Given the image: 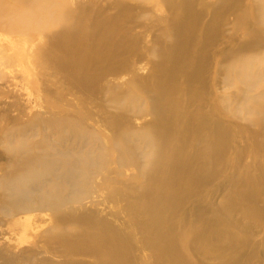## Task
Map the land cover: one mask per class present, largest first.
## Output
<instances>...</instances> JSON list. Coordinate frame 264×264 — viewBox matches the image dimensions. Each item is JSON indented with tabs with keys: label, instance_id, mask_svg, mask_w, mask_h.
<instances>
[{
	"label": "rangeland",
	"instance_id": "rangeland-1",
	"mask_svg": "<svg viewBox=\"0 0 264 264\" xmlns=\"http://www.w3.org/2000/svg\"><path fill=\"white\" fill-rule=\"evenodd\" d=\"M16 1L33 0H0V264H264L263 1L186 0L208 27L192 101L218 145L169 213L149 96L175 63L178 0H54L64 18L25 28L3 18ZM186 219L190 239L159 241L157 221Z\"/></svg>",
	"mask_w": 264,
	"mask_h": 264
},
{
	"label": "bare ground",
	"instance_id": "bare-ground-1",
	"mask_svg": "<svg viewBox=\"0 0 264 264\" xmlns=\"http://www.w3.org/2000/svg\"><path fill=\"white\" fill-rule=\"evenodd\" d=\"M33 1L30 2L26 1L25 3L22 1H16L17 5L11 4L12 6L8 8V10L11 11L13 17L5 16L3 18L17 22V24L20 25V28L33 26L35 22L40 19L45 20L47 22V25H49L55 19H57L55 21L59 22L58 17L54 15V11L56 9L58 10L60 9V8L54 9L55 4L57 5V3H60L58 2V0H55L57 1V3L54 0H35L34 3ZM262 1L264 3V0H261V3ZM186 3H187L186 0H178L177 2L178 5L175 4L177 7L175 10L178 13V17H177L178 21L176 22L180 24L177 27L176 34L174 37L177 46L176 48L172 47L168 52V54L170 55L168 59L170 60L173 59L175 63L171 64L170 66H167L166 61L163 60L164 63L162 64L161 69H158L157 67V71L159 70L158 71L159 73L162 72L164 73L161 74L164 75V78H162L163 79L161 81L162 83L159 86L160 92L156 95H153L155 94L154 92L156 90L152 89L151 92L155 90L154 92L151 93V95L153 96L151 97L149 96V98H151L150 101H152V103H155L156 101L155 104L157 105L155 108L156 110L153 108V110H155V114L150 108L153 113V116L155 115V117L153 118L157 119L156 120L157 125L154 128L150 127L152 129L148 133L150 134L149 137H151L152 135L154 139V140L151 139L153 140V142H151V147H152L151 153H154L156 160L155 163L160 164L161 166L160 174L163 175L162 177L163 181H161V183H158L157 181L154 184V186H156L157 184L158 187L161 186L159 190L165 189L163 191V194H160L159 192L156 193L155 198L157 195L167 198V201L171 202L172 204L171 207L165 209V213L171 212V209L174 207L173 201H177L181 203L183 200L186 199L185 198L186 189L192 186L196 180L201 179L200 175L203 173L204 167L208 165V162L204 160V151L206 150L210 153L215 149L217 150V145H218V139L216 138V136H214L211 139L209 138L204 140V138L206 137L204 130L205 128H207L204 126V124L207 116L205 114V111L202 109V107L200 109L194 107L193 105L194 102L192 101V93H193L192 84L195 76L194 74L196 70V60L197 58H199V53H200L201 45L204 42V38H206L208 34L207 31L208 27H204L205 21L201 19L202 16L198 17L197 15H195V13H193L191 5L189 6L188 10L184 8V5H186ZM259 8H261L260 5ZM58 10H56L55 13ZM248 10H249L248 7L244 8V10H242L244 13L242 14V16L243 15L245 16L248 13ZM261 10H262L261 15H263L262 17L264 18V6H262V9H260V11ZM64 13L63 14L60 13L63 16L59 14L60 15L59 18L61 17L60 19L64 18ZM240 15H241V10L239 11V15H237L236 17V20L239 21V23H241ZM0 16L2 17V15ZM204 17L206 18V16ZM197 21L198 23L197 25H195ZM193 26L196 27L197 34L194 32V37L191 38L193 34ZM183 34L185 35V38L182 37ZM174 54L176 56L175 59L172 57ZM249 60L240 57L237 61L233 62L231 66L237 71L235 72V74L238 73L239 71L240 74H244L245 76H248L249 79H251L253 77L254 68H252L253 66L250 65L251 60L250 61ZM258 66L259 65L255 67ZM149 114L151 113L149 112ZM143 132L145 133V131ZM144 133H141L142 134L141 137L143 136ZM203 135L205 136L203 137ZM200 137H203V140L200 139ZM116 143L118 144V142ZM165 143L167 145L166 147L164 146ZM200 146H203L204 148L202 147L203 153L201 154V156H198L199 162H197L196 160L198 158L197 153L198 150L201 148ZM157 149L159 150L157 151ZM160 150H166L167 154L174 153V157H175L174 158L175 163L173 168L174 170L172 169V171H169L168 164H166L164 158L166 152L165 151L159 152ZM87 155L85 156L84 164L88 165L90 162V156ZM182 156L184 157V160H187L186 162L187 165L185 166L184 170L181 173H179L178 162L180 161L181 158H183ZM137 160L138 158L136 159V162ZM212 161L213 160L211 159V161L209 162L212 163ZM77 164H79V160ZM155 181L156 179L154 180V182ZM186 224H187V219L184 220V222H182L180 226L179 225L173 226L172 222L168 221L159 230V221H157L155 227L159 241L162 240L164 242V245L166 244L167 246L168 245L171 246L172 249H176L177 248L176 245L181 244L182 238L184 237H187L188 239L191 238L190 234L188 236H185L187 233V230L185 229ZM103 240L106 245L107 239H103Z\"/></svg>",
	"mask_w": 264,
	"mask_h": 264
}]
</instances>
